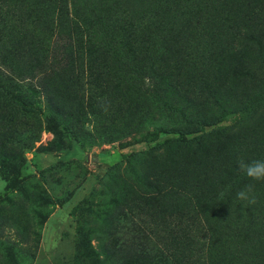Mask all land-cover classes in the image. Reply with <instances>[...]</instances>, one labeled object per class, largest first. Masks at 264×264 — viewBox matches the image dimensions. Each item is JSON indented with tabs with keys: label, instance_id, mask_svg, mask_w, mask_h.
<instances>
[{
	"label": "rangeland",
	"instance_id": "rangeland-1",
	"mask_svg": "<svg viewBox=\"0 0 264 264\" xmlns=\"http://www.w3.org/2000/svg\"><path fill=\"white\" fill-rule=\"evenodd\" d=\"M240 158L264 0H0V264H264Z\"/></svg>",
	"mask_w": 264,
	"mask_h": 264
},
{
	"label": "clouds",
	"instance_id": "clouds-1",
	"mask_svg": "<svg viewBox=\"0 0 264 264\" xmlns=\"http://www.w3.org/2000/svg\"><path fill=\"white\" fill-rule=\"evenodd\" d=\"M238 170L248 177L251 181H264V159H252L247 160L240 158L237 161ZM238 200L242 202H247V205L255 204L256 197L254 194V185L247 184L244 188L240 189L236 193ZM244 208H247L244 205ZM246 211H243L242 214H245Z\"/></svg>",
	"mask_w": 264,
	"mask_h": 264
},
{
	"label": "trees",
	"instance_id": "trees-1",
	"mask_svg": "<svg viewBox=\"0 0 264 264\" xmlns=\"http://www.w3.org/2000/svg\"><path fill=\"white\" fill-rule=\"evenodd\" d=\"M244 32V34H247L248 35V39L251 41V42H254V43H258V41H259V38L255 35V34H251V33H249V32H247L246 30H244L243 31ZM171 42H175L176 41V39L174 38V39H171L170 40ZM109 42V41H108ZM27 43V42H26ZM31 44H32V42H31ZM260 46V45H259ZM115 45L114 46H112L111 45V43H105L103 46H102V48H101V51L103 52V53H105V54H112V52H115L116 51V49H115ZM170 50H171V52H173V53H176V52H178L179 50H180V48H181V46L180 45H170ZM105 60H107L106 58H105ZM162 63H165V61L164 60H162ZM112 65V64H111ZM15 97H20L21 95H14ZM128 250L129 249H127L126 251L128 252ZM91 252V251H90ZM116 252H118L117 250H116ZM135 259L137 260V261H140L141 260V258L140 257H138V256H136L135 257ZM258 264V263H257Z\"/></svg>",
	"mask_w": 264,
	"mask_h": 264
}]
</instances>
